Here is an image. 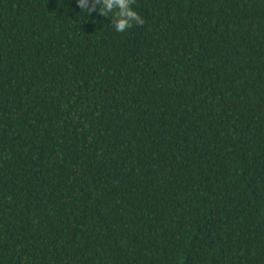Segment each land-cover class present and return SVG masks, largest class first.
Returning <instances> with one entry per match:
<instances>
[{"label": "trees", "instance_id": "obj_1", "mask_svg": "<svg viewBox=\"0 0 264 264\" xmlns=\"http://www.w3.org/2000/svg\"><path fill=\"white\" fill-rule=\"evenodd\" d=\"M131 7L0 0V264H264V0Z\"/></svg>", "mask_w": 264, "mask_h": 264}, {"label": "clouds", "instance_id": "obj_2", "mask_svg": "<svg viewBox=\"0 0 264 264\" xmlns=\"http://www.w3.org/2000/svg\"><path fill=\"white\" fill-rule=\"evenodd\" d=\"M134 3L135 0H77L78 7L88 14L98 11L100 15L109 17V13H112L111 23L117 32H125L134 24L142 26L145 23L132 9Z\"/></svg>", "mask_w": 264, "mask_h": 264}]
</instances>
